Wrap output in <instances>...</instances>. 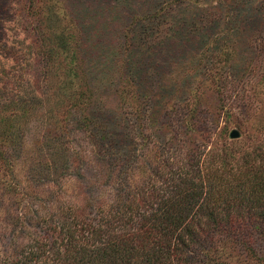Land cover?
Listing matches in <instances>:
<instances>
[{
	"label": "rangeland",
	"instance_id": "374dc122",
	"mask_svg": "<svg viewBox=\"0 0 264 264\" xmlns=\"http://www.w3.org/2000/svg\"><path fill=\"white\" fill-rule=\"evenodd\" d=\"M0 80L5 96L14 91L30 107L42 106L20 124L31 120L26 140L56 123L71 129L72 149L84 161L45 186L71 207L96 195L87 177L94 134L104 152L129 155L133 186H146L139 171L147 169L146 155L179 172L189 170L185 159L194 152L202 178L205 169L224 174V194L242 182L231 179L242 154L264 146V0H0ZM79 92L87 99L72 106ZM82 115L88 128H81ZM225 151L240 162L221 168ZM25 170L17 167L18 179ZM167 172L154 183L163 187ZM252 233L253 253L218 237L208 264H264V234Z\"/></svg>",
	"mask_w": 264,
	"mask_h": 264
},
{
	"label": "trees",
	"instance_id": "16d2710c",
	"mask_svg": "<svg viewBox=\"0 0 264 264\" xmlns=\"http://www.w3.org/2000/svg\"><path fill=\"white\" fill-rule=\"evenodd\" d=\"M8 93L0 91L1 100L12 108L0 104V208L7 213L1 218L0 264H208L215 261L209 252L216 249L218 237L225 245L239 244L253 253L252 230L264 234L263 144L242 154L237 174H231V179L242 181L238 189L221 194L219 182L224 174L205 169L202 178L194 152L185 157L189 170L179 172L159 166V160L146 155L143 167L148 171L139 170L146 186H133L130 180L137 169L132 159L113 154L117 150L104 152V141L94 134L93 146L98 147L87 159L91 170L87 177L96 195L89 193L81 205L71 207L62 195L45 188L62 182L71 174L68 171L78 170L84 161L72 149L71 129L56 123L44 126L42 136L26 140L31 120L20 124L42 106L30 107L25 96ZM87 96L79 92L72 106ZM78 120L81 128L89 127L87 115ZM217 159L221 168L240 162L233 151L222 152ZM25 164V177L20 180L15 172ZM165 169L171 175L162 177L165 185L159 187L155 177ZM84 174L79 175L82 187ZM118 226L123 230L118 231ZM83 238L85 245L80 243Z\"/></svg>",
	"mask_w": 264,
	"mask_h": 264
},
{
	"label": "water",
	"instance_id": "95a60500",
	"mask_svg": "<svg viewBox=\"0 0 264 264\" xmlns=\"http://www.w3.org/2000/svg\"><path fill=\"white\" fill-rule=\"evenodd\" d=\"M229 136H230L231 138H237V137L239 136V132H238V130H236V129H232V130L230 131V133H229Z\"/></svg>",
	"mask_w": 264,
	"mask_h": 264
}]
</instances>
